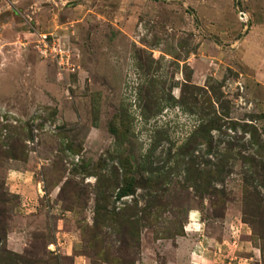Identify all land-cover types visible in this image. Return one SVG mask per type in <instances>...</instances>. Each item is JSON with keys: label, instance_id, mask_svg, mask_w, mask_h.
<instances>
[{"label": "rangeland", "instance_id": "1", "mask_svg": "<svg viewBox=\"0 0 264 264\" xmlns=\"http://www.w3.org/2000/svg\"><path fill=\"white\" fill-rule=\"evenodd\" d=\"M174 239L264 264V0H0V264Z\"/></svg>", "mask_w": 264, "mask_h": 264}, {"label": "crops", "instance_id": "2", "mask_svg": "<svg viewBox=\"0 0 264 264\" xmlns=\"http://www.w3.org/2000/svg\"><path fill=\"white\" fill-rule=\"evenodd\" d=\"M168 241V240H167ZM172 244L166 243L162 246L159 253L154 252L150 248H145L142 254V260L139 264H207V257L202 240H192L190 244L182 245L179 241L174 239ZM253 249V248H252ZM257 258L260 257V250L255 248L254 250ZM199 257L206 260L202 263H198ZM253 261L255 259H252ZM76 264H93L84 256H75Z\"/></svg>", "mask_w": 264, "mask_h": 264}, {"label": "built area", "instance_id": "3", "mask_svg": "<svg viewBox=\"0 0 264 264\" xmlns=\"http://www.w3.org/2000/svg\"><path fill=\"white\" fill-rule=\"evenodd\" d=\"M53 50L56 52V55L60 54L61 55V61H60V64H63L62 63V59H63V54H64V51H62V49L58 46V47H53Z\"/></svg>", "mask_w": 264, "mask_h": 264}, {"label": "trees", "instance_id": "4", "mask_svg": "<svg viewBox=\"0 0 264 264\" xmlns=\"http://www.w3.org/2000/svg\"><path fill=\"white\" fill-rule=\"evenodd\" d=\"M146 108H147L149 111L151 110V107H149V106L146 107ZM19 156L22 157L23 154H16V153H12V154H11V157H15V158H17V157L19 158ZM257 248H258V247H257ZM263 248H264V247H263ZM258 249L260 250L261 248H258ZM261 251H262V250H260V253H261Z\"/></svg>", "mask_w": 264, "mask_h": 264}]
</instances>
